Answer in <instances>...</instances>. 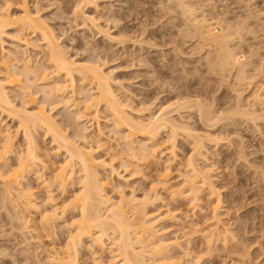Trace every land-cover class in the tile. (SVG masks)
<instances>
[{"label": "snow or ice", "instance_id": "obj_1", "mask_svg": "<svg viewBox=\"0 0 264 264\" xmlns=\"http://www.w3.org/2000/svg\"><path fill=\"white\" fill-rule=\"evenodd\" d=\"M228 4L231 8L238 9L239 17L233 18V22L228 25V32L226 33L220 32L221 26L224 23V16L220 13L219 5H217L214 0H174V2L173 0H169L167 5L162 3L159 7L161 9H166V11L175 9L176 11L173 15L177 18H179L181 14L183 16L184 26L180 28L179 35L175 37L177 43H179L182 38L188 39L193 29H196L197 32L207 30L209 36H213V38L219 37L217 47L221 49L222 58L221 63L216 67V71L219 72L220 69L223 68L226 73L227 70L230 69L233 71V74L236 75L237 79H241L243 73L253 66L250 62V57H255L257 55V43L260 46L259 57L264 61V0H246V2L242 3H238L237 0H228ZM139 6H145L143 0H139ZM90 8L96 9L97 13L102 15L99 13L98 0H49L48 3H44L42 0H23V3L16 4L0 2V31L10 26L5 23L4 14H10L13 9H22L23 15L17 16L16 20L18 22H24L26 25H34L37 21L45 23L42 18L43 12L46 11L51 13L54 11L56 13L55 18H62L66 22L64 32L59 34V40L69 39L79 50L74 52L70 48H61L60 51L63 58L53 62V74H55L56 71L68 73L69 64L75 66V60L82 52L83 58L86 61L89 57H93L85 66L92 70L91 74L94 80L99 81L103 85L105 80L111 77V73L106 71L108 61L103 59L104 52L99 49L95 52L92 51L94 47L92 42L96 40L97 33L116 43L133 40L134 43L139 42L143 44L146 41V36L143 33L147 32L151 21L149 20L145 24H140L138 30L131 35L125 33L114 35L112 32L113 25L119 26L123 23V20L115 19L111 16L103 20L98 18V15H89L87 11ZM214 8L216 11H213ZM225 11L230 13V8H228L227 5ZM210 13L211 16L209 15ZM217 15L220 16L219 20L211 18ZM171 19V16L165 14L159 17L156 22L163 24L169 22ZM213 26L216 29L215 34L211 31ZM69 29H71L72 33L77 35H79V29L84 30L85 35L82 43H77V40L69 33ZM88 33H91V35L89 36ZM133 37H135V39H133ZM45 39H47L46 34ZM245 41L251 46L252 51L248 55L242 56L241 47H238V45L243 46ZM150 46L155 47L156 45L152 43ZM233 49L236 50L234 51ZM244 50L246 51L247 49L245 48ZM95 57H100V59H95ZM109 59L112 58L109 57ZM113 62L115 61L113 60ZM259 73L260 79L258 83L261 87L257 89L255 95L251 92L249 93V96H251L249 108L245 109L242 115L254 134L258 136L261 149L264 150V63H261ZM84 75V73H81L82 79ZM28 76L29 83L32 82L33 76L39 81L38 72H29ZM45 77H47V72H45ZM12 83L13 80L10 79L0 80V94L7 96L8 93L4 90ZM19 84L25 99L21 106L16 108L18 115L15 119L18 120L20 127L15 129V133L16 135H23L26 151L24 147H15L16 141L13 139L11 131L5 134L7 139L0 143V185L13 189H21V191L17 193L19 199L14 202L19 205L16 208L17 213L22 209L25 210L26 217L33 211L36 213V220L34 223L31 220H29L28 223H25L24 220L20 221V231L32 232L35 235L38 230H42L43 236H46L47 239L53 243H55L57 239L60 240L61 243H64V240H66V247L62 248L60 251L68 253L69 255L72 253L73 249L83 248L87 243L85 237H88L94 241V243H89L87 245L88 249L90 252L95 253V255L78 259L75 264H115V261L108 260L104 253L100 251V246L104 245L103 231L96 226L95 221L89 220L86 208H81L77 205V218L72 219L71 224L66 223L67 213L71 210L72 204L78 199L79 195H82V192L79 193L77 197L73 198L72 201H68L67 197H64V201L67 202L58 200L56 189L63 191L64 188L61 172H63L65 177L71 179V177H68V171L72 170L69 166L74 164L77 160L84 164L85 169H87L88 164L84 159V154L86 153L92 163L98 166V168L103 167L105 170H110L112 177L118 176L122 182L128 180L134 184H143L145 189L148 188V185H151L152 192H155L161 186L167 187L168 181L166 178L170 176V170H165L162 163L158 166L156 161H158L161 152L168 149H171L173 155H176V130L173 129V135L166 144H161L160 148H155L153 146L152 152L145 151L139 155H130L125 151V145L122 143L119 136L116 140L111 141V145L109 146L108 140H110L111 137L106 140L103 131H101L98 136L86 128L81 132L79 128L84 122V113L88 112L89 109L95 112L98 118L100 107L106 105L110 113L119 116L118 105L123 102L119 100L115 93L109 90L107 97L104 96L103 91L97 93L100 97L99 100H97L96 95H89L86 105L84 102H81L77 109H74L72 107L73 102L69 101L66 113L61 109V115L54 118L52 123L37 125L38 128H43V131L39 132V135H37L32 132L33 124L29 122L26 127L24 119L19 115H31L30 113H26L25 106L29 100V91H32L33 95H36V93L34 90L24 86L23 76L19 77ZM73 95H75V92H73ZM37 104H39V101H37ZM253 104L255 107H252ZM98 105L100 107H98ZM43 106L46 108L47 103ZM10 107L15 106L10 105ZM123 107L127 109L128 106L124 104ZM173 107L174 105L170 104L167 108L161 109L160 115L153 113L154 121H150L149 123L160 121L162 115ZM151 109L152 105L149 104L148 110ZM142 111L144 110L142 109ZM89 114L91 115V113ZM110 123L115 125L114 131L121 128L118 119L113 120L110 117ZM134 123L135 122H132V124ZM257 123L259 124L258 130L255 129ZM157 127H159L158 124ZM129 130L131 131L132 128L130 127ZM89 137H93L91 141ZM41 139L43 143L39 142ZM123 139L127 140L128 137H123ZM213 142L218 144L220 140L213 139ZM90 143L91 147L89 146ZM98 143L102 145L103 151L109 153L105 159H97L95 157V153L97 152L103 154L102 148L97 146ZM157 143H159V141H157ZM225 143H230L236 151V155L233 156L232 160L228 161L227 169L221 166L222 173L231 175L233 164L247 165L249 163L247 157L248 143L241 135H236L234 138L230 136ZM49 145H51V147H49ZM69 145L73 147L74 151H69ZM197 148H199V145L194 146L192 155L187 157V166L190 170L189 176H191L192 170H194V157L197 154ZM64 153H67V156L71 157V159L69 160L66 158L59 168H56L50 163ZM171 163L172 160L169 159V164ZM210 163H212V167L208 169V172L203 173L205 184H207V176L215 172V162L210 161ZM154 168L161 173L159 178L153 175ZM117 169H120V171H117ZM257 172L262 185H264V163L261 164ZM33 174L37 177L35 185L25 186V179L31 177ZM196 176V179L189 181L188 176L182 175L178 191L172 192L173 198L175 199L178 196L186 197L192 199V204L195 205L197 201L194 197L199 195L198 190L201 188V174L197 173ZM137 178H139V181ZM100 180L101 177L97 176L96 183L98 186ZM108 182L112 184L113 187L115 186L111 178H109ZM118 191L121 196L125 195L123 187L119 188ZM213 193L215 194V189H213ZM134 194L135 193H133V195ZM101 195H103L102 192ZM150 195L151 192H147L145 200H148ZM37 197H39V200ZM61 204L63 205L64 215H61ZM217 207H219V204H217ZM9 221H11V224ZM15 222L16 217H13L12 214L9 213V220L4 221L5 227L0 228V235L5 238H11L13 233L17 231ZM8 227L12 228L11 232L7 231ZM52 233H57V235L53 237ZM60 233H63V236L59 235ZM213 243H219V241L215 239L209 241V250L205 255L212 254L211 245ZM223 243L226 249L230 244L237 246L233 249L232 255L233 257H241L240 260H229L226 261L225 264H264V235H262L259 245H250L243 233L240 235L229 234L223 238ZM117 244H119V241H116L112 247L115 248ZM255 247L261 249L259 259L250 258L249 256L251 249ZM52 251L55 253L56 249L53 248ZM112 255L115 256L117 254L113 252ZM0 264H38V260L31 259V250L27 245L20 249L16 255L11 254L10 247L0 245ZM50 264H65V262L57 261L55 256H53ZM67 264H71V261H68ZM124 264H132V262L125 261ZM195 264H201V259H197ZM203 264H212V262L205 260Z\"/></svg>", "mask_w": 264, "mask_h": 264}, {"label": "rangeland", "instance_id": "obj_2", "mask_svg": "<svg viewBox=\"0 0 264 264\" xmlns=\"http://www.w3.org/2000/svg\"><path fill=\"white\" fill-rule=\"evenodd\" d=\"M4 1L7 2V0H0V2H4ZM42 2L48 3L49 0H42ZM214 2L217 5H219L220 13L224 16V23L222 24V26L226 27V25H229L233 22V18L239 17L238 9L231 8V6L228 4V0H214ZM237 2L242 3V2H246V0H237ZM98 3H99V13L103 15H99L96 9H91V8L88 9L87 14L96 15L97 13L98 18L101 17L100 19L103 20H106L109 16L115 19H122L123 23L121 25L119 26L113 25L112 32L114 35H118L120 33L131 35L132 33L138 30L140 24H145L149 20L151 21L150 25L148 26L147 32L143 33L146 36V41L143 44L139 42L134 43L133 40H128L122 43H116L111 40L109 41V39L105 38L104 36L102 37V35H100L99 33H97L96 40L92 42L94 45L92 51H96L97 49H99L104 52L103 59L108 61L106 71L109 73L110 71H113V78L116 79L115 81H117L118 84L121 83L123 85V90L124 92L127 93L126 95L129 98H126L127 96L123 95L124 93L122 92L123 90L120 92L118 85L116 86V88H115L116 84H114L113 86L115 89L119 90V91L117 90V93L119 92L118 96L121 100L124 101L125 99H129L128 102L132 105L131 107H133V109L131 108L133 112L131 111L129 113L133 115L132 116L133 118H136L137 120L138 118H141L142 120H147L151 115H153V113L158 115L157 113L160 111V108L162 109V106L165 107L167 104L170 105L171 103H175L178 100H182V98L184 99L192 98V100L202 99L204 104L205 105L208 104L209 107L212 109V112H217L215 114L218 115L221 114V111L223 112H225L224 110L227 111V108L228 111H230V109L236 107L237 105L236 92L238 93V91H236L237 88L236 90H233V87L235 88V85H233L232 87V84L234 83L233 81L235 80L234 79L235 75L233 73H227L226 75L225 74L221 75L220 73H216L213 70L212 72L211 69L209 70V68L211 67H208L210 66L208 63L209 61L208 53H206V51L201 52L200 48L196 47L197 45L196 38H194L193 36L190 35L188 39L182 38L180 39L179 43L176 42L175 37L179 35L180 28L184 26L182 17L180 16L179 18H177L175 15H173L176 11L175 9H172L171 11H166V9H161L159 7V5L162 3L167 5L169 3V0H143V4L145 6H139V0H98ZM226 5L228 8H230V13L228 11H225ZM213 11H216V9L214 8ZM12 13H14L15 15L17 14L16 16H19L21 15V10L13 9ZM165 14L171 16L172 19L169 22H165L163 24L157 23L156 22L157 19ZM43 15L45 16L46 19H48L49 24L52 25L55 29H57L56 30L57 32L60 31L59 34L60 33L62 34L64 32L66 27V22L62 18H55L56 13L54 11L51 13L45 11L43 12ZM209 15L211 16V13ZM211 18L219 20L220 16L217 15ZM68 31L73 36V38L77 40L78 44L82 43L85 35L83 29H79V35L72 33L71 29H69ZM10 33L14 34L13 31H10ZM88 35L90 36L91 33H88ZM133 39H135V37H133ZM62 41L64 43V46L67 45L65 47L72 49L74 52L79 50L72 44L71 40L66 39ZM152 43H155L156 46L155 47L150 46ZM13 47H14V42L6 38V43H5L6 51L7 52L8 50L11 51ZM238 47H241L242 56L248 55L252 51V48L250 45H248L247 41L244 42L243 46L238 45ZM245 48L247 49L246 51L244 50ZM40 50L42 51L41 48L38 50H34L33 53H31L32 50H30L28 55L36 57L38 61L42 62L41 58H43L45 53H43L42 56L41 54H39L41 52ZM259 51H260V46L257 43L256 45L257 55L255 57H250V62L253 66L246 70L248 71L247 73H249L248 74L249 77L250 76L253 77L251 78L253 79L251 81L252 84L249 87V85H244L243 83V86L241 85L240 86L241 88L240 87L238 88L242 90V91L239 90V92H243L242 94L246 96L244 97L245 99L249 96L250 92L252 93V90H254V86L259 84L258 83L260 79L259 69L261 67V63H264V61H262L261 58L259 57ZM36 53L39 54L38 55L39 58L35 56ZM109 57H111L112 59H109ZM36 58H34L33 61H35ZM76 59L78 60L80 59L79 61L81 62L86 61L83 58L82 52L81 55ZM92 59L93 57H89L88 60H92ZM95 59H100V57H95ZM206 59L208 60L206 61ZM37 60L35 62H37ZM113 60L115 62H113ZM21 63H19L18 65L21 68L18 66L17 68L22 70V68L25 67L23 66V62ZM46 64L49 65V63L47 62ZM48 65H46V67ZM48 68L50 69V67ZM51 70L52 69H50V71ZM77 85H78L77 87H79L81 84L78 83ZM124 88H126L127 91ZM9 89H8L9 92L14 89L13 90L14 92L13 91L10 92L11 93L10 96L11 97L13 96V99L15 98V104L20 106L23 103V100H21L22 101L21 102L20 99L21 98L25 99L22 97L21 95L22 93L18 94L20 91L17 88L15 89L9 87ZM13 94L14 95L16 94V96H14ZM17 96L18 99L16 100ZM147 103L153 104L151 111L150 112L142 111L144 113L140 112V109H143V107L148 105ZM231 106L232 108H230ZM48 109L50 110L49 107ZM135 110L138 111V113L140 112V114L138 115V113H136ZM60 111L61 110L53 113L55 115L58 114V116H60L61 115ZM66 112L67 110H64V113ZM101 112L102 113L100 114L99 121L102 130L105 134V139L107 140L109 137H111V139L108 140L110 146L111 141L116 140L115 139L116 131H114V127L108 123L109 119L107 121L108 115L105 109H101ZM195 114L197 113L187 114L189 116L184 115L185 117H187L185 119H187L188 121L180 120L179 117L176 118H179L181 122L184 121V122H188L189 124L190 122L192 124L194 122L191 128L193 130L195 128L194 131H197L199 135L201 134L204 135L203 133L205 132L206 133L213 132V135L215 136L213 137V139L214 138L216 139L218 136H219L218 139L222 138L220 139L218 145H216L217 143L214 142L210 143L213 141V139H210L211 141L210 140L206 141V145H209V147L208 146L206 147L207 149H209V151H207L208 160L206 163L204 162V164H202L205 166L206 165L211 166L212 163H210V161L215 162V172L212 175H213V181H215L217 193L213 195L214 197L213 198L212 195L208 193L209 190L207 188H204V190L200 189L202 191L200 192L201 194L199 193L201 197L200 200L201 202L200 204L198 203L199 204L198 207L196 208L192 207L193 208L192 209L190 206L191 204L188 200L186 201L185 199L183 200L177 199L175 201L171 199V195H169V193L166 195V193L161 188H159V190L161 191V195L163 196L161 197L164 200L162 202H158L156 206L155 205H153L152 207L150 206V208L148 209L151 212L153 211L152 213L156 212V210L158 209L161 214L162 213L165 214L166 212L169 211V209L173 210L174 213L178 211L180 213L189 212L190 214L189 216L191 217L190 219L185 221L187 222V224L189 221L191 222L192 219L194 222L199 223V228H206L209 225L208 223H210L209 221L207 222V220H209L207 217L211 215V213L209 214L208 212L210 211L212 212L211 204L213 201L217 203L218 197L222 195L221 198L223 202L220 211L222 216L221 217L222 222L220 227L222 226L221 227L222 229L223 227L224 228L230 227L231 228L230 231H232L230 232L231 234H233V232L235 235H240L241 233H243L245 239L249 241L250 245L251 244L259 245L261 237L262 235H264V185H262L261 179L257 172L261 164L264 163V150L261 149L260 140L258 136H256L249 127L248 122L237 120L236 122L238 123L234 122L232 124L231 121L229 122V120L227 121L224 120L225 122L222 121L223 123L221 122L222 124L220 123L217 129L214 128L213 131L212 130L209 131L202 125L200 118H198L199 115L198 114L195 115ZM4 123L12 127V129L16 128L15 123L13 121H10V119L7 116H4ZM89 125L90 124H88L87 126L89 127ZM93 127L90 128V130L94 132L96 135H98L99 134L98 126L95 124V127L94 128ZM255 129L258 130V127L257 128L255 127ZM39 132L41 131H38L37 135H39ZM216 133H218L219 135ZM236 135H241L243 139L248 143L247 157L249 163L247 165L233 164L231 175H226L225 173L221 172V166L227 169L228 161L232 160L233 156L236 155V151L230 143H225V141H227L228 137L231 136L234 138ZM18 138H19L18 139L19 144H21L22 146L24 144L23 137L19 135ZM158 138L160 140L165 141L169 139L168 133L162 132L160 136H158ZM185 138L187 137L184 135L179 136L178 145H177V148H179L177 149L178 159L174 163V166L172 168L173 170L170 176L171 185H177V187L179 186L181 176L182 175L184 176L185 175L184 173L187 170L186 159L193 152V147H192L193 144H191L192 140L188 138L186 140ZM39 142L43 143V140L41 139ZM22 147L25 148L24 145ZM49 147H51V145H49ZM100 155L103 156V158H105L107 156V153H103ZM63 161H64V156H58L53 161L56 165L53 164L52 161L51 164L55 167H58ZM156 162L157 163L159 162L158 164L156 163L158 166L162 163V166L165 169L167 157L165 159V157L159 156V161ZM118 170L120 171V169ZM158 174H160L159 171L156 168H154L153 175L157 176ZM36 178L34 176L33 178L31 177L29 179L30 181L28 182L30 183V186L35 185L37 181ZM112 178L114 179V184L116 186L119 185L117 186L118 187L117 190H114L115 192L113 190H110V188L108 189L111 197L115 201L118 200L119 196L121 195L120 192L118 191L119 187L121 188V186L122 187L124 186L123 188L125 190L126 197L127 196L131 197L133 196V193H135L136 194L135 196L137 197L138 200H140L141 198L143 199L144 194L146 195L148 191L151 192L150 191L151 185H148V188L145 189L143 184H139V183L134 184L131 181L128 182V180L127 183L126 180L125 182L124 181L122 182L117 176ZM137 180L139 181V178H137ZM72 183L73 182H71L70 184L71 186H69L67 193L70 192L71 194L72 192L74 193L79 191L80 185L78 181L75 180L74 185H72ZM2 187L3 186L0 185V228L5 227L4 221L9 220V213H11L13 217L15 216L17 217V212L16 214L15 211L12 212V210L14 209H12L13 207L12 205H10V200L9 198H7L8 196L6 195V193H5L6 195L5 197ZM56 192H57L58 200H63V197L67 196L60 193L59 190ZM68 196L70 195L68 194ZM37 198L39 199V197ZM6 199H8L9 201ZM7 204L10 206H8ZM72 212L75 213V211ZM23 213L19 212V215L22 214L24 216L22 218H25L26 217L25 210ZM71 216L72 215L70 213L68 214L67 218H71ZM18 217L16 220L17 222L15 223V227L17 228V231L13 233L11 238H5L2 235H0V245L10 247L12 255H16L20 249H22L25 245H27L31 250L32 260H38V264H50L51 262L50 255H52L51 248L53 246V242L49 241L46 236H42L43 235L42 232H40L41 233L40 234L38 231L34 235L32 232L20 231L19 229L21 228V225L20 222H18L19 221ZM26 218L34 223L36 220V213L33 211ZM178 218L181 219L182 216ZM66 220L68 221L69 219ZM9 223L11 224V221H9ZM173 224L174 223L169 222L165 225L168 227L169 231L165 235L166 238L165 237L163 238L164 239L169 238L171 240L172 239L175 240L174 238L177 237L179 238V242L181 241L180 243H182V244L179 243L181 246L182 245L185 246V241L188 237L193 238L192 252L194 251L195 253L194 252L192 253V257L196 258L197 256H200L199 258L196 259L201 258V264H203L202 261L205 260L211 261L212 264H225V262L229 260L241 259V257L239 256L233 257L232 255L233 249L237 246L230 244L229 247L226 249L223 241H219V243H215L213 245L211 255H205V253H207L208 250L207 247H205L206 245L204 238H202L200 234H194V235L191 234V232H194V230H196L197 228L191 227V228H187L186 230H182L181 229L182 227L180 228V226L177 225L173 226ZM7 231L11 232L12 228L8 227ZM186 232H189L191 234L190 235L191 237L188 236L186 238L185 236H183V234ZM54 234L55 233H52L53 237L57 235V233L55 235ZM59 235L63 236V233H60ZM55 242L57 243L58 247L59 246L63 247V245H65L66 243V240H64V243H61V241L58 239L55 240ZM87 243L90 242L87 241ZM107 249L108 250H106V252L104 253L106 257L110 256V253L112 251L109 247ZM173 250H172V254L174 255L177 254L176 257L183 258L184 254H181L183 253L181 250L176 248L174 251ZM260 254H261V249L259 247H255L251 249L249 256L250 258L259 259ZM93 255L94 253L90 252L89 249L86 248L83 250L81 258H88L89 256H93Z\"/></svg>", "mask_w": 264, "mask_h": 264}, {"label": "bare ground", "instance_id": "obj_3", "mask_svg": "<svg viewBox=\"0 0 264 264\" xmlns=\"http://www.w3.org/2000/svg\"><path fill=\"white\" fill-rule=\"evenodd\" d=\"M7 2H10V3L15 2V4H16V2L17 3H23V0H9V1L7 0ZM173 2H174V0H173ZM20 10H21V15H23L22 9H20ZM16 15L14 13H12V10H11L10 14L5 13L4 14V21L6 24H8L10 26L4 28L3 31H0V80H5V79L13 80V83L11 85H8V87L4 90L8 93V95L3 96L2 94H0V130H2V131H0V143H2L3 141H5L7 139V136L5 134L11 131L12 137L16 141L15 147L20 148L24 145L25 151H26L25 143L21 146V144H19V140H18L19 135H16V133H15V129L20 127L18 120L15 119V117L18 115V113L16 112V108L20 107L21 105L19 106V105L15 104V98L13 99V96L12 97L10 96L11 95L10 92H12L14 89L10 92L8 91L9 87L10 88L12 87L15 89L17 88L20 91L18 94L22 93L21 94L22 97L25 98L24 93L21 91V86L19 84V77L23 76L24 77V86L31 89V90H34L36 93V95H33L32 91H29V93H28L29 100L25 106L26 113H30L31 115L19 114L24 119L26 127L28 126L29 122H31L33 124L32 132L36 133V134L38 133V131H43V128L42 127L38 128L37 125H42V123H52L54 118L59 117L58 114L55 115L53 112L59 111L61 109L67 110V106H68L69 101H72L73 102L72 107L74 109H77V108H79L81 102H84V104L86 105L89 95H96L97 100H99L100 97H99V95H97V93L103 91L104 96L107 97L109 90H111L113 93H115L117 95V97L119 98V96H118L119 92L117 93L118 89H115V88L118 85L119 90L121 92L123 90V85L121 83L118 84V82L115 81L116 79L113 78V71H110L111 77L109 79H106L105 82L103 83V85L99 81L94 80V77L91 74L92 70H90L88 67L85 66L91 60L81 62V61H79L80 59L79 60L76 59L75 60V66H73L72 64H69V72L68 73L56 71V73L53 74V71L52 70L50 71V69H53V67H54L53 62L56 60H61L63 57L61 55L60 49L61 48H67V47H65L67 45L64 46L63 41L59 40V32L60 31L57 32L56 31L57 29H55L52 25L49 24L48 19H46L44 15L42 18H43V21L45 23H41L40 21H37L34 25H26L24 22H18L16 20V17H17ZM96 15H98V14L96 13ZM180 16L182 17V21H183L182 14ZM45 24H46V27H45ZM10 31H13L14 34L10 33ZM211 31L213 34L216 33V29L214 26L212 27ZM220 32L221 33L228 32V25H226V27L222 26L220 29ZM45 34L47 35V39H45ZM191 36L196 38V43H197L196 47L200 48L201 52L206 51V53H208V56H209L208 57V59H209L208 63L210 65L208 67H211V68H209V70L211 69V71L213 70L214 72L220 73L221 75L222 74L226 75L227 73H233V71L230 69L227 70V72L225 73V69H223V68H221L219 72L216 71V67L218 64L221 63V58H222L221 49L219 47H217V42H218L219 37L213 38V36L208 35L207 30L197 32L196 29L192 30ZM6 38L9 39L10 41L14 42L13 49L11 51L8 50V52L6 51V48H5ZM40 48L42 49L43 52L40 50L41 52L39 54H41L43 56V53H45V55H44L45 58L43 56L44 61H43V58L40 57L42 59V62L38 61L36 57L28 55L30 50H32L31 53H33L34 50H38ZM233 50L235 51L236 49H233ZM93 52H95V51H93ZM36 54H35V56L38 57L39 54H37V55ZM206 56H207V54H206ZM206 56H205V58H206ZM34 58H36L35 61L37 60V62L33 61ZM208 59H206V61ZM21 62H23V66L25 67V68H22V70L17 68V66ZM46 62L49 63V65L46 64ZM45 64L48 66L46 67ZM18 67H20V66H18ZM48 67H50V69ZM17 70L18 71L21 70L22 72L21 71L18 72ZM29 72H38L39 73V81H37L36 77L33 76L32 82L29 83V76H28ZM45 72H47V77H45ZM247 72L248 71H245L243 73V76L241 79H237V77L235 75V78H234L235 80L233 81L234 83L232 84V87H233V85H235V88L233 87V90H236V88H237L236 91H238V93L236 92L237 96L235 95L237 97L236 98L237 99L236 100V103H237L236 107L232 108V106H231L230 108H232L233 110L230 109V111H228V108H227V111L226 110H224L225 112L221 111V114H219V115L215 114L217 112H212V109L209 107V105L208 104L205 105L202 99L192 100V98L191 99L182 98V100H178L175 103H171V105H174V107L172 109L168 110L165 114H163L160 121H155L153 123H149L150 121H154V115H151L147 120H142L141 118H138V120H137L136 118L132 117L133 115L131 113H129L131 111L133 112V110H131V108L133 109V107H131L132 105L128 102L129 99H125L123 101L119 98V100L123 102L122 104L118 105L119 116L110 113V111L106 105L103 107H100L98 105V107H100L99 117L97 118L95 115V112H92V110L89 109L88 112L84 113V122L80 125L79 130L82 132L83 129L86 128L90 132H92L90 130V128H92L93 126L95 127V124H96L98 126V130H99V131L98 130L97 131L99 133L101 131H103L99 120H100V114L102 113L101 109H105V111L107 112V115L109 117L108 118L106 116L107 121L109 119L108 123L110 125H112L115 128V125L110 123V117L113 120L118 119L120 124H121V128L116 130L115 139H117L118 136L121 138L122 143L125 145L124 150L127 151L130 155L131 154L139 155L145 151L152 152L153 146L155 148H160L161 144H166V142L173 135V129H175L176 130L175 131L176 155H173L171 149H168L166 151H162L160 154V156L165 157V159L167 157L165 170H170V176H171L174 163L178 159V157H177L178 156V154H177L178 150L177 149H179V148H177V145H178L179 136L180 135L186 136L188 139L192 140L191 144H193L192 145L193 150H194V146H196V145H199V148L196 149L197 154L194 157V170H192L191 176H189L190 170L188 169V166H186L187 170L184 173L185 174L184 176H188L189 181H192V180L197 178L196 174L200 173L201 174V177H200L201 188L200 189L204 190V188H207L209 190L208 193L210 195H212V197H213V195H215L213 193V189H215V193H217L215 181H213V175H212L213 173H210L207 176V184L204 183V177H203V173L208 172V169L212 166V165L211 166L202 165V164H204V162L206 163L208 160L207 151H209V149H207L206 147L207 146L209 147V145H206V141L213 139V137H215L213 135V132L211 133L209 131L210 130L213 131L214 128L217 129L218 125H220V123L222 121L225 122V121L229 120V122L231 121L232 124L234 122L238 123V122H236L237 120L245 121L242 113L245 109L249 108V101L251 99V96H248L245 99L244 97H246V96H244L242 94L243 92H239V90H241V89H238V88L241 85L243 86V83H244V85H249V87L252 84L251 81L253 79H251V78H253V77H251V76L249 77V75H248L249 73H247ZM81 73L85 74L83 79L81 78ZM78 83L81 84L79 87H77ZM122 83H123V81H122ZM114 84H116L115 88L113 86ZM259 87H261L260 84H258L254 87V90H252L253 95L256 94V91ZM124 89L126 90V88H124ZM245 90H243V91H245ZM73 92H75V95H73ZM122 92H124V90ZM124 93H123V95L127 94L126 92H124ZM234 93H235V91H234ZM14 96H16V94ZM19 98H21V97H19ZM126 98H129V97L127 96ZM17 99H18V96H17L16 100ZM21 100H23V102H24V99L21 98L20 101ZM36 100L39 101V104L36 103L37 102ZM45 103H47L46 108L43 106V105H45ZM36 104H37V106H36ZM124 104H126L128 106L127 109H125L123 107ZM10 105L15 106V107H10ZM148 105H146L147 108H146V106L143 107V110L150 112L151 110H148ZM151 105L153 106V104H151ZM168 105L169 104H167L165 107L161 105L162 109L167 108ZM207 105H208V107H207ZM35 106H36V108H35ZM143 106H144V104H143ZM33 107H34V109H33ZM48 107L50 108V110L48 109ZM252 107H255V105L253 104ZM160 110H161V108H160ZM140 112H142V109H140ZM140 112L138 113V111H136V113H138V115L140 114ZM60 113H61V111H60ZM89 113H91V115ZM142 113H144V112H142ZM189 113L190 114L197 113L199 115L198 118H200V121L202 122V125L207 130H209V131H207L209 133L205 132L206 135H205V133H203L204 135H202V134L199 135L197 131H194L195 130L194 127H193L194 130L191 128V126L194 124V122L192 124L189 121L191 124L190 125L188 122H184V121L181 122L180 121V120L188 121L187 119H185V118H187L185 116H189V115H187ZM157 114L160 115L161 114L160 111ZM197 114H195V115H197ZM4 116H7L10 119V121H13L15 123V126H16L15 129L14 128L12 129V127H10L8 124L4 123ZM176 117H179L180 120H179V118H176ZM189 120H192V119H189ZM93 121H95V122H93ZM132 122H135V123L132 124ZM245 122H247V121H245ZM88 124H90L89 127L87 126ZM157 124L159 125V127H157ZM229 125H231V124H229ZM130 127L132 128L131 131L129 130ZM255 127L256 128L258 127V129H259V124L257 123L255 125ZM109 128H111V127H109ZM109 128H107V129H109ZM162 132L168 133L169 139H167L165 141L160 140L158 138V136H160V134ZM216 134H218V133H216ZM218 135H216V136H218ZM21 136L23 137L22 134H21ZM104 136H105V134H104ZM123 137H128V139L124 140ZM92 138L93 137H89V140L91 141ZM187 138H185V139L187 140ZM218 138H219V136L216 139H218ZM23 141H24V139H23ZM157 141H159V143H157ZM210 143H213V141ZM216 145H218V144H216ZM89 146L91 147V143L89 144ZM97 146L102 148V145L100 143H98ZM68 148H69V151H74V149L71 145H69ZM102 152L107 153V156L109 155L108 152L103 151V148H102ZM100 154H101V152L95 153V157L97 159H105ZM62 156H64V160L66 158L69 160L71 159V157L67 156V153H64ZM84 159H85V162L88 164V168L85 169L84 164L80 163L79 160H77L74 164L70 165L69 167L72 170L68 171V177H71V179L65 177L63 172H61V178L63 179V182H64V188H63V191H61L59 189H57L56 191L59 190L60 193H62L63 195H67L65 197H67L68 201H72L73 198L77 197L78 194L82 192V195H79L78 199H76L75 202L72 204L71 210L67 213V216L70 213L72 216H71V218H67L69 220L68 221L66 220L67 221L66 223L71 224L72 219L77 218V214H76L77 213V205H79V207H81V208H86L89 220L95 221L96 226L99 227L103 231L104 245L100 246V251L102 253H105L106 250H108L107 248L109 247L112 251L110 253V256H108V257L105 256V257L110 261H115V264H124L125 261H131L132 264H195V260H197L196 258H199L200 256H197L196 258L192 257V253L194 252V251L192 252L193 238H189L188 236H190L191 234L192 235L200 234L202 236V238H204L205 245H206L205 247H207V250H209V241H211L213 239H215L216 241H223L224 237L231 234L230 232H232V231H230V229H231L230 227H225V228L223 227V229L221 228L222 226L220 227L221 222H222V219H221L222 216H221V212H220L221 211V205L223 202L222 198H221L222 195L220 197H218L217 203L214 202V204H213V202L211 201L213 204V205L211 204L212 212L211 211L208 212L209 214L211 213V215H209L210 217L206 216L209 219V220L206 219L207 222L208 221L210 222V223H208L209 224L208 227L199 228V223L194 222L192 219H191V222L190 221L188 222V224H187V222H185L188 219H190V217H191V216H189L190 215L189 212L188 213H186V212L180 213L178 211V212L174 213L173 210L169 209V211L167 210L168 212H166L165 214L164 213L161 214L158 209L154 213H152L153 211L152 212L149 211L148 208H150V206L151 207L153 205L156 206V204L158 202H162L164 200L162 198L163 196L161 195V191L159 189L156 190L155 192H152V190L150 189V191L152 193H151L150 198L148 200H145V194H144V198L143 199L141 198L140 200H138L137 197L135 196L136 194H134L131 197H128V196L126 197V195H124V196L120 195L119 199L115 201L111 197L108 189L110 188V190H113V191L117 190V188H118L117 186H119V185L116 186L114 184V179L111 176V171L105 170L103 167L98 168V166H96L94 163H92V161L89 159V157L86 153L84 154ZM169 159L172 160L171 164H169ZM158 161H159V159H158ZM52 162H50V163H52ZM63 162L61 164H63ZM53 164H55V163L53 162ZM186 165H187V162H186ZM59 166L56 168H59ZM97 168H98V170H97ZM117 171H119V170L117 169ZM160 174H158L156 177L159 178ZM34 176H35V174H33L31 177L33 178ZM97 176L101 177L99 186L96 183V177ZM170 176L166 178L168 181L167 187H165V186L160 187L166 193V195L169 193V195H171V199H173L175 201L177 199H179V200L185 199L186 201L188 200L191 204L190 205L191 208L192 207H194V208L198 207L200 202H201L200 201L201 200V197H200L201 193L200 192H202V191L199 189L198 191L200 194L198 196L194 197L197 201L195 205L192 204V199H189L186 197L178 196L177 198L174 199L172 196V192L178 191V187H177V185H171ZM31 177L25 179V181H24L25 186H30V183L28 181H30L29 179ZM35 178H36V176H35ZM109 178H111L112 183L115 185L114 187L112 186V184H110L108 182ZM75 180H77L79 185H80L79 191L77 190L78 192H74V193L72 192L71 194H70V192L67 193L69 186H71L70 185L71 182H73L72 185H74ZM28 183H29V185H28ZM126 183H127V180H126ZM2 186H3L2 188L4 191V195L6 193V195L8 196L7 198H9V200H10V205H12V207H13L12 209H14V210H12V212L15 211V214H16V212H17L16 208L19 205L15 204L14 202L19 199V197L17 196V193H19L21 191V189L20 188H14V189L8 188L7 186H4V185H2ZM98 188H99V190H98ZM126 188H127V186H126ZM101 192L103 193V195H101ZM68 194L70 196H68ZM6 195H5V197H6ZM6 200H8V199H6ZM61 201H64V197H63V200H61ZM64 202H67V201H64ZM217 204H219V207H217ZM10 205H8V206H10ZM60 207H61V215H64L63 205L61 204ZM72 211H75V213H73ZM20 212L23 213L24 210L23 211L21 210ZM178 213H179V215H178ZM74 214H76V215H74ZM181 216H182L181 219L178 218ZM17 217L19 219L18 222H20L21 220H24L25 223H28V221H29V219H27L26 217L22 218V217H24L22 214L19 215V213H17ZM17 217H16V220H17ZM169 222L174 223L173 226L177 225V226H180V228L182 227L181 228L182 230H186L187 228H191V227L197 228V229L194 230V232H191V234L189 232H186L183 234V236H185L186 238L188 237V238L185 241V246H183V245L181 246L180 244H182V243H180L181 241L179 242V238H177L176 236H175L176 238H174L175 240H173V239L171 240L169 238H167V239L163 238V237L166 238L165 235L169 231L168 227L165 226ZM38 231H39V233L42 232V230H38ZM42 234H43V232H42ZM233 234H234V232H233ZM22 235H23V233H22ZM24 239H25V237H24ZM85 240L89 241L90 243H94V241L88 237H85ZM116 241H119V244H117V246L115 248H113L112 245ZM204 241H203V243H204ZM66 244H67V241H66L65 245H63V247L62 246L58 247L56 242L53 243V246L51 248V254L52 255H50L51 260H52L53 256H55V259L57 261H63V262H65V264H67L68 261H71V264H75L76 260L81 259L83 250L86 248L88 249L87 245L89 243H86L84 245V247L81 249H73V251L70 255L68 253H64V252L60 251L62 248L66 247ZM214 244L215 243H213L211 245V248L213 247ZM53 248L56 249L55 253H53V251H52ZM175 248L179 249L183 252V253H181V254H184L183 258L182 257H176L177 254L176 255L172 254V250L173 249L175 250ZM113 252H115L117 255L113 256L112 255ZM94 255H95V253H94ZM50 257H49V259H50Z\"/></svg>", "mask_w": 264, "mask_h": 264}]
</instances>
